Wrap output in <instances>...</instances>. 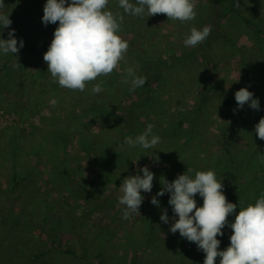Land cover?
Here are the masks:
<instances>
[{
    "label": "rangeland",
    "instance_id": "obj_1",
    "mask_svg": "<svg viewBox=\"0 0 264 264\" xmlns=\"http://www.w3.org/2000/svg\"><path fill=\"white\" fill-rule=\"evenodd\" d=\"M130 2L135 4L136 0ZM194 2L197 13L195 19L183 23L168 20L164 14L148 17L146 12L143 18L132 16L124 13L118 0H109L108 3L107 10L124 16L118 34L129 43L125 57H132L144 77L151 76L155 66L154 62H149L150 54L165 56L168 52L179 55L182 51H193L186 63L178 64L160 81L158 89L151 91L156 104L153 107L139 106L135 110L134 119L138 116L139 126L125 137L135 138L144 132L147 124H153V134L160 137L155 149L145 150L140 146L127 145L122 149L120 145L124 138L109 140L104 136L101 130L104 119L91 120L90 126L82 127V123L90 120L91 112L83 113L85 100L80 99L73 105L75 112L69 114V118L74 117L67 135L69 143L65 147L61 146L63 150H59L58 154L53 153L61 139L54 134L51 118L58 116L62 120L66 116L63 107L74 100L72 94L67 96L69 92L66 88L58 91L61 96H67L65 101L51 95L48 79L52 81L53 78L48 72L45 81L38 82L45 86L46 92L42 93L45 101H36L44 104L39 108L29 104V97L22 92V87L29 84V75L23 77L25 81L16 82L15 89L2 81L5 79L2 70L5 65L14 68V73H19L15 70L19 65L17 53L0 52V221L4 215L14 212L20 217H27L30 213L34 217H30V221L36 222L33 233L11 231L6 222H0V264H5V261L11 264H203V251L198 250L194 242L182 238L179 232L173 234L170 231L174 222L172 206L168 203L170 194L166 192L157 197L159 207L151 203L152 197L162 188L160 181L166 179L171 182L179 174L185 173L187 168L193 169V176L196 171L212 170L217 180H222L227 200L237 205L236 214L239 208L255 204L259 199L264 192V140L257 137L254 129L264 117V48L258 46L256 39L261 37L264 40V0H240L239 14L231 10L223 11L226 5L223 1ZM4 4L0 12L9 15L12 23L3 29L0 26V38L8 39L9 31L14 30L17 39L19 26L16 19L19 12L26 10L28 13L24 24L28 31V43L33 46L23 55L26 60L24 69L26 73L30 69H39L45 62L43 42L48 43L46 40L54 38L58 22L47 26L43 24L44 6L41 10L35 8L41 4L39 0H4ZM253 23L258 24L261 32L255 30L257 27ZM204 26H211L210 34H214V38L205 40L208 50L202 48L203 42L195 47H186L184 40L190 35V30L193 27L202 30ZM41 47L44 52L39 50ZM125 68L121 62L116 71ZM210 76L221 80L226 91L234 97L236 91L247 88L259 100V110L247 104L239 109L236 102L230 111H224L225 116L219 115L217 103L214 102H218L220 97L216 95L213 104L204 112V134L201 138H190V122L187 119L199 102L204 85L210 82ZM123 84L120 81L114 89L122 103L127 105L131 101H142L144 93L140 88L126 95ZM94 86V83H89L86 88ZM102 87L104 92L98 93L99 99L106 94V90L110 91L111 84ZM53 100L57 101L55 105L51 103ZM207 102L209 104L211 101ZM27 105L34 107L28 109ZM179 118L183 122L178 134L160 136L162 131L176 129L174 125ZM222 121H232L234 124V128L229 131L232 143L230 153L223 151L217 142L223 127ZM81 136L97 147L103 143L105 150L116 147L123 154L114 157L115 161L105 167L79 147L78 139ZM16 146L25 148L15 152ZM30 146H35L33 150H36H28ZM96 153V157L102 160L104 152ZM18 161L22 165L27 161L22 168H27L30 175L22 182L24 185L20 183L21 188L11 191L8 179L12 166ZM57 163L59 166H68L72 176H61L60 180L53 178L51 171ZM145 165L154 173L152 191L141 193L144 196L141 215L133 214L129 219H124L125 206L119 204L122 195L119 186L128 176H142L143 173L138 170ZM36 182L41 185L40 190L34 189ZM28 191L35 193L31 201L26 199ZM195 199L198 207L203 205V199L198 194ZM32 200L39 203L33 205ZM164 210H167L168 223L160 220ZM45 212L48 221L62 222L58 238L57 234L41 228ZM227 219L229 223L234 222L235 214ZM222 231L224 235L217 237L221 241V251L229 246L232 229L225 226ZM49 237L56 238L55 244L60 247H74L78 256L69 253L51 254L47 259L34 261L33 255L37 248L43 243L51 244ZM100 249L105 256H96ZM219 260L218 257L216 264H219Z\"/></svg>",
    "mask_w": 264,
    "mask_h": 264
},
{
    "label": "clouds",
    "instance_id": "obj_2",
    "mask_svg": "<svg viewBox=\"0 0 264 264\" xmlns=\"http://www.w3.org/2000/svg\"><path fill=\"white\" fill-rule=\"evenodd\" d=\"M108 3L109 0H46L42 22L45 26L58 22V27L43 60L47 63V72L59 86L83 92L89 83L119 68L122 61L127 63L125 56L129 43L118 34L124 16L107 10ZM118 4L124 13L140 18L147 12L148 17L164 14L168 20L183 23L194 20L197 15L194 0H136L135 4L130 0H118ZM4 7V0H0V8ZM11 23L9 15L0 12L2 29ZM210 32L211 26H204L202 30L193 27L184 45L195 47L204 42ZM23 46V40L18 45L14 30L9 31L8 39L0 38V52L3 54H16ZM124 73L121 82H130V91H135L146 82V77L138 76L132 66L126 67ZM102 91L104 89L99 83L92 88L93 94ZM235 100L239 109L247 104L259 110V100L247 88L236 91ZM51 103L55 105L57 101ZM233 111L236 112V109ZM153 128V124H147L142 134L135 138L125 137L120 147L155 149L160 137L153 134ZM254 131L259 139L264 140V117ZM138 172L143 175L128 176L119 186L122 193L119 204L125 206L124 219L133 214L141 215L140 207L144 200L141 193H150L153 188L154 173L148 166ZM192 172L193 169L187 168L171 182L163 179V182L160 181L161 190L151 199V203L159 207L157 197L166 192L170 194L168 203L174 213L170 231L173 234L179 232L182 238L194 242L198 250L205 254L203 264H216L218 257L219 264H264V192L255 204L239 208L236 214L237 205L227 200L222 180H217L214 171H196L194 176ZM197 194L203 199V205L199 207L195 199ZM233 214L235 220L229 223L227 218ZM160 220L169 222L167 210L163 211ZM225 226L232 229V235L230 245L221 251V241L217 237L224 235L222 229Z\"/></svg>",
    "mask_w": 264,
    "mask_h": 264
},
{
    "label": "trees",
    "instance_id": "obj_3",
    "mask_svg": "<svg viewBox=\"0 0 264 264\" xmlns=\"http://www.w3.org/2000/svg\"><path fill=\"white\" fill-rule=\"evenodd\" d=\"M41 2V4L38 7H35L36 10H41L42 6H44L45 0H39ZM214 3H221L226 2L225 7L223 8V11L227 12L229 10H231L233 13L239 14L240 10H239V1L240 0H211ZM222 2V3H223ZM31 8V7H30ZM43 9V8H42ZM31 10V9H28ZM23 10L21 12H19L18 18L16 19L17 23H18V37H17V41H18V45H19V41L23 40L24 42V46L23 48H21L19 50V52L17 53L18 55V59H19V65H18V70L19 73H14V68L11 69V66L9 65H5L2 70L4 72V77L5 79H3L2 81L6 82V84L8 83L9 86H11V88L15 89V85L16 82L18 81H25L23 77L29 75L28 77V85H25L22 87V92L26 97H29V104H35L37 108H39L40 106H42L44 103H39L36 100L43 102L45 101V97L42 96V93L46 92V88L44 85H40L38 82L40 81H45V76L47 75V63L44 62L42 63V65L39 67V69L37 70H28V73H26L24 66H25V59H24V54L28 53L30 51L29 47L33 46V44L28 43L29 39H28V31L26 29V26L24 24V19L27 15V11ZM253 26H256L257 32H261L260 27L258 26L257 23H253ZM259 36V35H258ZM214 38V34H210L207 37V41L210 38ZM53 38L48 39L46 41H49L48 43H46L45 41L43 42V44L45 45V49L46 51L48 50L51 41ZM207 41L203 42V47L205 50H208V46H206ZM258 46L260 48H264V40L260 37L256 39ZM239 51V48H237ZM41 51L44 52V48L41 47V49H39ZM192 51V50H191ZM185 52L182 51L181 54L179 55H174L172 53H169L165 56H156L153 54L149 55V62H154L155 66L153 68V70L151 71V76H148L146 78V82L142 87H139L140 90L144 93V98L142 99V101H131L129 104L125 105L124 103L121 102V100L119 99V95L116 94V91H114V89H116L118 86L116 84H118L122 78L125 76L124 73V69H121V71H116L114 70L110 75L107 76H101L99 77L97 80L91 82L94 84H101V85H110V91H105L106 94L104 96H102L101 99H99L98 94H93L92 93V88L93 87H89V88H85V90L83 92L81 91H73L68 89V95L73 96L74 100L69 101L68 105H66L65 107H63V110L65 111L66 116L62 117V120H60V117L58 116H54L51 118V120L53 121L52 125L55 127L54 130V134L55 136H58L61 141H60V145L59 147L55 148L54 151H52L55 154H58L59 150H63V147L61 146H66V143H69L68 140V130L71 128L72 126V120L74 119V117L69 118V114L74 113V107L77 104V102H79L78 100L80 99H84L85 103H84V110L83 113L86 112H91L90 114V120L87 122L82 123V127H87L90 126L91 124V120H95V119H99V120H105L104 123V127H102V132L104 134V136L109 139V140H113V139H117V140H121L122 138H125V136L130 132L133 133V131H135L134 129H136V127L139 126V119L138 116L134 119V114H135V110H137V108L139 106L142 107H153L154 104H156V98L151 95V91L153 89H158V86H160V81L164 79V76L167 75L171 70L175 69V67L180 64V63H186L188 61V59L192 56V52ZM133 55V54H132ZM134 58V57H133ZM144 59V58H142ZM125 60L127 63H125L124 61H122V67H128V66H132L137 70V75L138 76H142V73L140 71V68L137 66V64H135L134 60L132 59V57H125ZM128 65V66H126ZM20 74V76H19ZM121 76V79L119 78ZM156 83V85H155ZM48 90L51 93V95L56 96V99H63V101L66 100V98L64 96H61L60 90L63 88L61 86H59L58 82L54 81V79L51 81L50 79H48ZM123 92H126V95L130 94V86L131 83H127V84H123ZM139 88H136L135 91H137ZM38 89V90H37ZM37 90V91H36ZM112 90V91H111ZM59 91V92H58ZM104 92V91H102ZM41 93V94H38ZM64 95V94H63ZM66 95V94H65ZM201 97L199 99V102L197 103L196 107H194L193 112L191 113V117L189 119H187V121L190 122V138L191 136H202L204 134V130L202 129V124L205 120V116H204V112L208 109V106L213 104L212 101L215 100L216 95L220 97V100H218V102H214L217 103V112L219 115H224L225 113L224 111H230V109L234 106V104L236 103L235 97L232 93L227 92L226 89L223 87L221 80H217L214 79L212 76H210V82L206 83L204 85V90L201 92ZM105 98H108L107 101H105ZM155 98V99H154ZM207 101H211L208 102ZM72 103V104H71ZM23 104V103H22ZM41 104V105H40ZM65 104V103H64ZM63 104V106H64ZM34 106H30L27 105L26 108L31 109ZM18 111H20V109H18ZM60 120V121H57ZM138 120V121H137ZM159 120H161L159 118ZM183 119L179 118L174 125V127L176 129L173 130H165L162 131L160 134V136H175L177 133V131L180 130V127L182 125ZM223 122V127L220 131V138L219 140H217V142L222 146L223 151H226L228 153H230L231 150V135L229 133L230 130H232L234 128V124L232 123V121L227 122V121H222ZM192 123V124H191ZM203 130V131H202ZM102 134V135H103ZM16 137L19 138V134L16 132L15 133ZM174 138V137H173ZM201 138V137H200ZM44 142V141H42ZM78 143H79V147L84 150L86 152V155L89 156L91 159H94L96 161L101 162L105 167L108 166L109 164L113 163L114 157L120 156L123 154V152L121 150H117L116 147H114V149L112 150H105V146L104 145H99V147L95 146V144H93L89 139H86L85 137H80L78 139ZM42 144V143H41ZM199 144V142H198ZM25 147L21 146L18 147L16 146V148L14 149L15 152L19 149H23ZM30 151H35L33 150L34 148H36L35 146H30L29 147ZM107 149H109L107 147ZM96 151H101V154L103 153L104 157L102 160H99L97 156ZM9 152L6 153V155ZM14 154V153H13ZM27 163V161H25L23 163V165L21 164V162H16L11 169V174L10 177L8 179V188L11 189V191L13 189L21 188V184L24 180L28 179L27 177L30 175V171L27 170V168H22V166H24ZM51 175H53V178H58L60 180L61 176H64L65 178L68 176L70 178V176H72V172L70 171V169L68 168V166L64 165V166H59V163L54 164V170L51 171ZM94 180V179H93ZM79 182V181H78ZM81 183V181H80ZM24 185V183H22ZM84 186V184H83ZM28 188H31V186H29ZM41 185L40 184H35L34 189H39L40 190ZM5 187L2 189L4 190ZM32 189V188H31ZM30 189V190H31ZM1 192V191H0ZM28 197L26 198L27 200L29 199L31 201V199H33V196L35 195V193L33 191H28ZM1 198V197H0ZM33 205H37V203H39L38 201L36 202V200H32ZM42 221L40 224L44 229H47L48 231H51L50 233L52 234H57L59 235L60 232V228L59 225H61V221L56 220L55 222H50V220L48 221V214L47 212H45L42 215ZM30 217H32L30 215V213L27 215V217H20L17 215V213L12 212L11 214L8 215H4L3 219L0 221L2 224L3 223H7L8 224V228L11 231H20L23 233H33V228L36 224V222L30 221ZM34 218V217H32ZM64 225L66 226V223H64ZM51 234V235H52ZM50 235V236H51ZM51 238V244L50 245H46V244H41L38 248L37 251L34 253L33 255V260L34 261H38L40 258H45L47 259V256L49 257V255L54 256L60 253H69L70 255L77 257L78 252L74 247H60L59 245H56V238L54 237H49ZM230 245V240L229 243ZM11 250H13V248L11 247ZM14 251V250H13ZM96 256L102 257L105 256L103 253V250L100 249L97 253ZM5 264H11V262L9 261H5Z\"/></svg>",
    "mask_w": 264,
    "mask_h": 264
}]
</instances>
